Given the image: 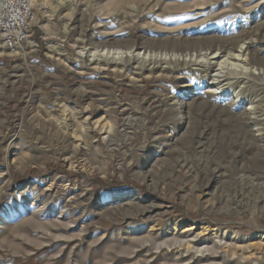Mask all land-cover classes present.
Returning a JSON list of instances; mask_svg holds the SVG:
<instances>
[{"label":"rangeland","instance_id":"1","mask_svg":"<svg viewBox=\"0 0 264 264\" xmlns=\"http://www.w3.org/2000/svg\"><path fill=\"white\" fill-rule=\"evenodd\" d=\"M194 1L33 0L0 43V264H264V0Z\"/></svg>","mask_w":264,"mask_h":264},{"label":"built area","instance_id":"2","mask_svg":"<svg viewBox=\"0 0 264 264\" xmlns=\"http://www.w3.org/2000/svg\"><path fill=\"white\" fill-rule=\"evenodd\" d=\"M38 12L33 0H0V43L12 52L33 44Z\"/></svg>","mask_w":264,"mask_h":264},{"label":"bare ground","instance_id":"3","mask_svg":"<svg viewBox=\"0 0 264 264\" xmlns=\"http://www.w3.org/2000/svg\"><path fill=\"white\" fill-rule=\"evenodd\" d=\"M123 1H127V0H123ZM151 1V5H152V9H155L157 8L158 6H160L163 2V0H149ZM185 1H189V0H178V4H169L171 6H168V7H173L174 9L176 8L178 11L177 13L180 14V15H187L188 12L190 11L189 9V5L192 4L194 5L193 3H188V2H185ZM196 1V0H195ZM194 1V2H195ZM205 1V0H204ZM209 2H213L215 0H208ZM196 4V3H195ZM169 8V9H170ZM172 8V9H173ZM198 8V7H197ZM202 8V7H201ZM175 9V10H176ZM174 11V10H173ZM176 13V12H175ZM175 15V14H174ZM243 47V46H242ZM100 57H104V58H108V61L109 62H115V63H119V61L121 60L122 61V58L124 55L129 56L131 57L130 59H133L134 58H142V59H146V62H147V58H149L150 60L151 59H155V60H151L152 62H154V64L158 63L160 60H166V59H169L168 56H165V55H168L167 53L164 55L165 57H161L159 58V56H156L154 57L155 54H153L152 52H148V51H142V50H136V49H126V50H122V49H116V50H112V49H101L99 54ZM157 55H160V54H157ZM119 56V57H117ZM170 56V55H169ZM174 56H177L176 54L173 53V55L170 57L171 59L174 58ZM219 56V55H218ZM207 57V56H206ZM214 57H216V55H214ZM239 57H242V56H232L231 58H234L236 60H241L243 61L244 59L243 58H239ZM209 58V57H208ZM227 58V57H226ZM169 59V60H171ZM177 59V58H176ZM201 59V57H200ZM96 60V59H95ZM208 60V59H207ZM104 61V59H103ZM143 60H140V62H142ZM167 61V60H166ZM201 61V60H200ZM202 61H205V60H202ZM139 62V61H138ZM121 63V62H120ZM160 63V62H159ZM218 63V62H217ZM200 64V63H199ZM203 67V71L207 74V75H210L212 76V82H210V86H214L215 88L217 89H220L222 88L223 86V82L225 80H228L230 78L229 74H235V77H232V78H236L237 80L240 79V78H245L244 75H247V74H250V70H248L247 67H242V69H238V67L240 65L238 64H235V63H221L220 64V68L215 71V72H212V68L214 67L213 66V62H211L210 60L207 61L206 63H202L201 64ZM244 65V64H243ZM144 65H142L140 63V68L141 67H144ZM139 67V66H138ZM153 67L150 68L153 69ZM264 73V72H263ZM216 92H221V91H216ZM251 108V107H250Z\"/></svg>","mask_w":264,"mask_h":264},{"label":"trees","instance_id":"4","mask_svg":"<svg viewBox=\"0 0 264 264\" xmlns=\"http://www.w3.org/2000/svg\"><path fill=\"white\" fill-rule=\"evenodd\" d=\"M50 169V168H49ZM97 178V176H95ZM102 182V184H106L104 181L100 180Z\"/></svg>","mask_w":264,"mask_h":264}]
</instances>
